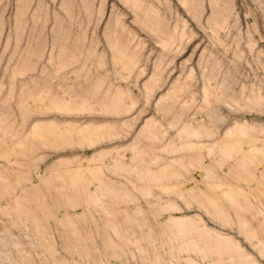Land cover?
<instances>
[{"label": "rangeland", "instance_id": "1", "mask_svg": "<svg viewBox=\"0 0 264 264\" xmlns=\"http://www.w3.org/2000/svg\"><path fill=\"white\" fill-rule=\"evenodd\" d=\"M0 264H264V0H0Z\"/></svg>", "mask_w": 264, "mask_h": 264}]
</instances>
